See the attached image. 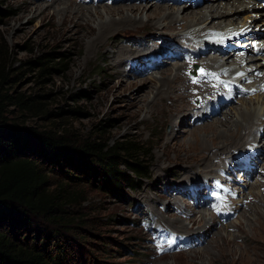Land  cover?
I'll use <instances>...</instances> for the list:
<instances>
[{"label":"rangeland","instance_id":"374dc122","mask_svg":"<svg viewBox=\"0 0 264 264\" xmlns=\"http://www.w3.org/2000/svg\"><path fill=\"white\" fill-rule=\"evenodd\" d=\"M69 1L74 2V0ZM96 1L100 2V0ZM150 1L152 3L148 5L149 7L160 4L168 5L154 0H147V4ZM52 3L57 4L54 0H3V3H0V10L6 11V15L3 12L0 13V69L3 68L4 74L7 75L3 89H12L16 94H23L25 97L33 99L36 97L37 104L41 109L39 112L37 111L39 115H36L33 111L22 112L19 108L12 107L13 115L17 116L16 119H19L25 127L52 128L60 133L66 132L78 141L89 139L102 144H105L106 141L112 144L121 139L140 140L147 143L148 151H150L149 159H147L149 160L148 176L142 178L137 187L125 186L122 196L112 192L106 193L98 186L88 183H81L75 187L82 192L76 203L71 206V210L75 211L77 227L72 226L67 230L75 238L76 246H84V260L89 263L99 260L111 264H232V260L237 257L235 261L240 264L241 259L238 256L222 258L220 248L224 241L243 234L244 230L247 235L257 237L253 219L256 212L253 210L250 212V209L254 204L259 207L262 205L259 199L257 197L250 201L246 199L240 203L239 211L241 213L233 225L221 230L222 227L215 224L210 231H207L202 229L204 222L199 226H192L190 223L193 222L191 220L200 221L201 215L206 213V209L201 205H193L190 199H185L175 193L177 192L176 186L182 182L186 183L193 178L204 181L216 175L218 169L225 166V160L220 158L225 157L229 148L224 149L225 153L212 157L211 152L208 151L213 145V141L210 142L212 133L205 135V141L201 140V143H195L192 139L194 136L192 130L201 124L193 123L191 120L193 114L188 116L185 111L180 113L178 120H175L173 117L178 113V110H175L177 103L173 99H165L161 102L162 97L157 96L156 100L148 105L147 102L151 100L152 90H154L149 87L151 85L149 80L157 82L158 79L154 74L158 71L139 75L135 73L130 62H123L119 65L114 60L117 57L113 55L114 53L119 49L132 47L134 41L141 38L143 42L152 45L159 39L163 40L165 46L175 45L176 39L174 40L173 33H162L153 25L148 24L146 27L129 32L120 30L91 48L90 39H81L80 37L81 32L86 31V27L83 26L86 21L84 18L79 19V25H75L74 21L69 22L70 27L66 30L62 26L65 14L59 15L52 7L49 9L50 11L47 8L43 10L36 8V6L46 7ZM205 3L206 1L203 2V4ZM78 4H82V9L92 7V10L97 9L102 12L104 10L113 11L116 7L110 8L119 4L129 5L128 0L125 3L111 5L84 4L83 1ZM202 5L200 7L198 5L199 9L207 11V6ZM181 6L184 7V4ZM185 8L191 13L197 7L191 8V6L185 5ZM231 9L236 10L234 6ZM180 13L182 12L180 11ZM114 14L118 16L116 10ZM241 14L237 21L230 24L233 25L232 27H228L230 25H227L229 22L226 20L222 23L223 27L217 29L225 31L228 28L244 27L246 24H251L252 18L247 21L244 19L248 13L242 12ZM194 19L195 17L190 20L194 21ZM98 24L99 20L92 19L90 26L99 29ZM208 26L211 29H216L213 23H209ZM200 28L201 26H195L193 29L182 28L179 31L191 34ZM75 29H79V33H75ZM169 35L173 37L171 43H168ZM139 49L145 53L156 51L155 47ZM185 51H188V48ZM46 52H53L56 57L47 66L55 69L51 73L42 72V67L33 63ZM136 59H140V57L130 60ZM227 60L226 65L230 64ZM217 61L215 68L224 65L218 59ZM178 63L174 62L176 65L170 67H175L179 65ZM182 74L184 76L183 70ZM153 75L154 77L150 79ZM157 76L159 78L160 74ZM143 78L149 79L147 85L140 82L144 80ZM186 81L184 76V84ZM183 91L184 87L179 89L177 94L181 95ZM171 95H176V92H172ZM167 97L169 98V96ZM146 100L148 101L146 102ZM185 100L189 104L195 105L193 101ZM263 101L264 93L239 100L235 106L230 108L229 112L221 113L220 116L209 118L207 121L205 119L201 126L208 121L217 122L220 117L224 120L239 118L238 114L242 110L245 111L246 103L255 113H253L254 116L258 115L259 118L264 113ZM162 105L171 111L164 110ZM60 110H63L61 114L52 115L53 112ZM72 110L75 112H70ZM46 111H49L51 115L46 116ZM261 118L264 120V115ZM108 120L109 124H107ZM106 124L107 126H105ZM216 127L220 130L223 128L221 125ZM259 130H263V127L260 129L257 125L253 127L255 133L258 134ZM172 133L177 135L178 141L186 145L191 143V145L185 146V150L179 156L175 153L178 141L175 142V139L168 141V137L172 138L170 136ZM254 136L246 138L239 146L236 145V149L245 148L246 145L256 141L254 139L256 136ZM262 139L264 140V137ZM260 144L264 145V141ZM186 150H189L190 154L195 152L197 159L186 157ZM200 157H208L207 164L211 160L212 165L207 166L209 168L207 172H203L206 171L204 165L200 166L195 163ZM121 169L127 171L125 167H121ZM48 173L52 176L53 182L62 179L60 175L55 178V174L51 170ZM186 179L189 180L186 181ZM95 184H97L96 181ZM260 191L263 192L261 187L259 188L255 184L247 189L251 195ZM262 199L264 200V198ZM179 205L183 206V210L179 208L182 211L177 210L176 207ZM210 217L209 215L208 219ZM216 220L219 221V219ZM75 230L80 234L75 236ZM216 233H219L216 240L208 248H203L206 241L214 237ZM189 234H202L203 238L199 243H180L179 253L156 254L161 248V242H164L163 247L166 248L172 244L168 242L172 241L174 237ZM237 242H239H235L237 246L242 244L245 248L247 245L241 243V238H237ZM196 244L200 245L195 246ZM231 245L236 246L235 244ZM181 250L183 251L180 252ZM229 259L231 261H228ZM77 263L85 264L86 262L78 260Z\"/></svg>","mask_w":264,"mask_h":264},{"label":"trees","instance_id":"16d2710c","mask_svg":"<svg viewBox=\"0 0 264 264\" xmlns=\"http://www.w3.org/2000/svg\"><path fill=\"white\" fill-rule=\"evenodd\" d=\"M55 58L46 52L33 63L51 73L47 66ZM0 77V264H111L85 261L84 246H76L67 230L77 227L71 206L82 192L75 187L88 183L121 196L125 186L137 187L149 174L147 143L78 141L52 128L25 127L12 107L39 115L38 101L3 89V68ZM49 170L62 179L53 182Z\"/></svg>","mask_w":264,"mask_h":264},{"label":"bare ground","instance_id":"6f19581e","mask_svg":"<svg viewBox=\"0 0 264 264\" xmlns=\"http://www.w3.org/2000/svg\"><path fill=\"white\" fill-rule=\"evenodd\" d=\"M54 1L57 4L52 3L51 5H48L46 7L36 6V8H40V10L47 8V10L50 11L49 9L52 7L56 10V12L59 15L63 16V14H65V17L64 18L62 17L63 18L62 26L66 30L68 29V27H70L68 25L69 22L74 21L75 25H79L78 23L79 19L81 20L84 18V20L86 21L83 24V26L86 27V31L81 32L80 37L81 39L89 38L90 39L89 45L91 48L95 47L96 43H99L101 40L103 41L104 38H107L111 34L116 33L120 30L123 31L125 30L129 32L136 29H140L142 27H146L148 24L153 25L155 29H158L162 33L163 32L165 33L167 32L168 34L173 33L174 35L172 34V36L174 37V40L175 37L180 36L184 33V31L183 33L179 31L182 30V28H186L187 30H189V29H193V27L195 26H201V28L198 29L197 31L194 30V32H192L191 34L185 32L184 35H190L192 36V38L202 39L203 32L206 29H210L208 26L209 23H213V25L216 26V29L221 28L223 27L222 23L224 21L228 20L227 22H229V24L227 25H230L239 19V17L242 15L241 14L242 12H247L248 15L244 19L247 21V19L252 18L253 20L251 21V24H249V26H252V24L256 23V16H258L259 14L260 15L264 14V13H260V11L255 7V2L253 3L252 6H250L247 0H204L206 1V3L203 5L207 6L208 13H206L207 11L204 12L202 9H199V7L202 4H200L199 7L196 6L197 7L196 10L190 13L189 11H187V8H185V5L184 7H176L180 5H176L173 7V5L169 6V5L160 4V5H156L155 7H149L148 5L152 3L151 1L147 4V0H142L140 2H135L136 0H128L129 5L119 4L118 6H114V7L112 6L110 8L112 9L116 7L115 10L117 11L118 16H115L114 14L115 10L110 12L104 10V12H102L101 10H97V9L92 10V7L89 8L90 10L82 9L81 8L82 4L76 3L75 0L74 2L69 0H54ZM210 1L212 2L208 3ZM233 6L236 8L235 11L231 9V7ZM94 7L96 6L94 5ZM29 9L33 10L32 8ZM180 11L182 13H180ZM193 17H195L194 21L190 20ZM92 19L99 20V24H98L99 29H95L90 26ZM234 29H237L234 31V34L240 31L242 32L246 31V28L244 27H238ZM225 31L216 30L207 33V35L223 34ZM74 32L79 33V29H75ZM257 35L260 36V38H262L263 36L261 32L257 33ZM173 37L169 35V38L167 39H170V41H168V43H171ZM138 42H139L138 40H135L134 44ZM204 42L207 44L206 41ZM134 44L130 48L119 49L116 53L113 54L115 57L117 56L116 58H114L117 64L121 65L123 64V62L127 63V61H130L131 58L138 56L140 57L139 62L141 64L143 63V59L146 58L145 55L146 53L140 49H135ZM171 46L174 45L172 44ZM183 49L184 51L185 49L187 50L186 47H184ZM188 51H193V50L188 49ZM217 62H218L217 59L214 58L208 64L211 67L215 68ZM110 66L112 65L110 64ZM220 66H224V65L222 64ZM251 66H255V69H253L252 72L254 70H259L260 72H264V62H254ZM162 68L164 69L159 70L158 73L155 72L154 74L155 77L158 79L157 82L149 80L148 78H143L144 80L140 81L143 85H147V82L149 83V81H151L150 82L151 85L149 87L151 88V90L154 89L152 90V97H150L151 100L149 101L146 100V102L148 101L147 102L148 105L151 102H154L157 96L163 98V100L162 98L160 99L161 102H163L165 99H173L177 103L176 104L177 107L175 110H178V113L174 114L173 117L175 120H178V117L180 116V113L182 111L183 112L185 111L188 116L191 114L193 115L196 114V118H201L204 115V111L197 110L195 105L191 103L189 104L185 100V99L191 100V98L196 95L195 93V91L197 90L196 85L188 86L187 90H184L186 93L183 91L181 95L177 94L179 93L178 92L179 89L183 88L185 85L184 76L182 74V66L179 64L175 67H165L164 64ZM122 74L124 75L123 70H122ZM157 74H160L159 78ZM154 75L150 79H152ZM198 88L200 91L201 87ZM172 92H176V95L172 96L171 95ZM167 96H169V98ZM262 103L264 106V101ZM162 107L164 108V110L171 111V109H169L165 105H162ZM253 113L254 112H252L250 105L246 103L245 111L242 110V112L240 111V114H238L240 115L239 118L237 117L236 119L230 118L228 120H224L220 117V119L217 122L208 121V123H204L203 126H201L202 124L200 126L197 125V127H194V129L192 130V132H194V136H192V139L193 141H195V143L197 142L201 143V140L205 141L206 134L212 133L211 136L212 138L210 142L213 141V145L211 147L209 146L211 149H208V151L211 152L212 157L214 156L217 157L219 156V154L225 153L224 149L229 148L226 152L225 157L224 158L219 157V158L223 161L228 158L233 159V154L235 152L234 150L237 148L236 145L239 146V144L245 141L246 138L248 139L250 136L255 135L256 137L254 136L255 137L254 139H256V141L257 139L260 142L264 141L262 139L264 137L263 134L260 135V139H259V134L253 131V127L256 125L258 126V129H260L261 126H264V121L261 118V116L264 115V113H262L259 116V118L258 115L254 116L255 113L254 114ZM217 125H221L223 127L221 128L222 130L217 128L216 127ZM232 128H234V130H231ZM170 136H172V138L168 137V141L170 140L172 141L174 139L175 142L178 141L176 134L172 133V135ZM189 145H191V143H188V145H186L185 143L178 141L175 147V153L177 154V156L181 155V153H183V151L185 150V146H189ZM213 149L215 150L213 151ZM262 149L264 150V145ZM185 156L191 159H197L196 153L194 152L193 154H190L189 150H186ZM207 159L209 158L200 157L197 161H195V163L200 164V166L201 165L205 166L203 167L205 168L204 170L206 171L203 172H207V169H209L207 166L212 165V163H210L211 160L210 162L208 161V164L206 163ZM256 197L259 199L260 203L262 204L260 205V207H263L260 208L259 205L254 204L253 208L250 209V212H252V210L253 212H256V215H254L253 219L255 222L254 230L257 233V237L254 238L247 235L246 231L244 230L243 234L238 235L237 237L234 236L233 238L227 239L226 241H224L223 246L220 248L221 249L220 254L222 258L226 259V257L234 258L235 256H238V258L241 259L240 264H264V200L262 199L264 198V192L261 191L257 192L253 196V199ZM179 207L183 208L182 205H179ZM234 212L237 216H240L241 213L240 211H234ZM249 215L251 216V213ZM208 217L209 214L204 213L201 215L200 220L202 221L206 218V221L202 225V229H206L207 231H210L215 224L217 225V220L213 217L207 219ZM229 224L223 225L221 230L228 228L227 226H231ZM218 234L219 233H216L214 237L209 239L210 241L207 240L206 245H204L203 248L205 249L208 248L219 236ZM237 238H241L242 241L241 243L247 244L245 245L246 246L245 248L243 247L242 244L238 246L236 245V243H239L237 242ZM231 244H235L236 246H232ZM236 258L237 257H235V259L232 260V264H235ZM228 261H231V259H229Z\"/></svg>","mask_w":264,"mask_h":264},{"label":"snow or ice","instance_id":"6c2138e0","mask_svg":"<svg viewBox=\"0 0 264 264\" xmlns=\"http://www.w3.org/2000/svg\"><path fill=\"white\" fill-rule=\"evenodd\" d=\"M201 72H203V70H201ZM173 241H169L168 243H172ZM163 243L164 242H161V248H163Z\"/></svg>","mask_w":264,"mask_h":264}]
</instances>
